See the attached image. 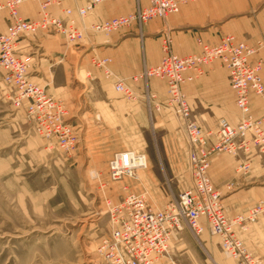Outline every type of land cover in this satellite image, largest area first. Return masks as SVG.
Instances as JSON below:
<instances>
[{
  "label": "crops",
  "instance_id": "1",
  "mask_svg": "<svg viewBox=\"0 0 264 264\" xmlns=\"http://www.w3.org/2000/svg\"><path fill=\"white\" fill-rule=\"evenodd\" d=\"M39 1H50L49 10L58 15H63L64 9L71 7L77 25H82L76 9L85 3L84 0H25L20 7L21 16L36 18ZM191 2L182 5L168 19L154 18L142 27L134 23L109 35L89 36L78 46L68 45L61 36L18 40L19 52L31 60V79L37 80V83L50 80L46 82L48 92L65 101L70 111V121L80 130L86 128L87 132L90 127L85 116L91 114V110L105 114V120L99 118V129L110 128L107 133L114 128L119 132L120 122H127L131 139L140 140L144 144L143 151L148 162V167L139 175L140 182L134 181V187H184V177H190L189 156L184 147L181 120L164 104L168 95L167 83L157 77H140L146 68L161 60L163 39L158 32L165 24L178 28L174 33L173 51L179 55L199 52L201 46L197 42L198 38L217 43L224 36L233 34L238 40L257 47L262 36L264 0ZM148 4L149 0L105 1L96 6L94 12L84 19V23L88 25L96 20L128 14L139 6ZM1 11L5 14H0V32L5 30L9 22L8 13ZM94 58H110L108 66L115 76L124 78L140 93H154L156 98L151 108L144 98L127 101L117 93L112 85L113 79L107 78L103 69L94 64ZM33 59L35 60L32 61ZM250 60L262 64L261 75L264 81V47L259 48ZM204 69L202 74L188 71L187 75L195 76L193 80L184 83L183 88L195 119L203 130L213 133L219 119L234 122L240 115V110L235 103L228 70L221 61L215 60ZM75 72H84L90 86L75 84ZM95 93L100 95V100L93 98ZM120 101H127L126 110L121 108ZM153 103H160L159 109H155ZM154 110L161 112L156 115L153 124L151 112ZM20 111L25 114L22 108ZM251 111L255 117H264V99L255 93L251 94ZM153 129L155 133H159L161 142L160 150L155 153L146 149L145 133L151 134ZM101 133L99 132V144H104L107 137L103 138ZM86 135L87 133L85 140ZM103 151L101 160H107L117 150L105 147ZM246 162L249 163V169L240 170V165ZM209 175L213 185L221 193L227 215L232 219L240 218L236 227L239 237L259 264H264V150L251 146L245 151L241 150L236 156L216 153L211 157ZM189 183L192 186L191 180ZM195 236L199 249L188 241L185 234H181L180 240L174 244L172 250L178 264H235L234 260L224 254L220 239L216 236L210 232Z\"/></svg>",
  "mask_w": 264,
  "mask_h": 264
},
{
  "label": "built area",
  "instance_id": "2",
  "mask_svg": "<svg viewBox=\"0 0 264 264\" xmlns=\"http://www.w3.org/2000/svg\"><path fill=\"white\" fill-rule=\"evenodd\" d=\"M24 1L0 0V10H5L9 16L5 30L0 32L3 81L9 99L16 108L25 111L34 131L47 139L49 146L71 152L80 142V129L70 121L65 101L31 79L30 61L19 52L18 40L43 31L59 34L68 45L78 46L89 36L109 35L134 23L142 27L151 19H165L178 12L183 4L195 0H149L147 6H139L133 12L96 20L88 25L84 19L94 12L97 5L109 0H84L85 3L76 9L81 26L77 25L71 7H66L63 15L54 14L49 10L50 1H39L36 18H24L20 14ZM261 35L257 47L238 40L233 34L224 36L217 43L198 38L201 50L187 55L175 53L173 38L168 33L164 35L161 60L146 68L140 77H157L167 83L168 95L164 104L179 116L183 125L189 145L193 186L181 191L177 199L164 209H153L145 193L128 192L118 203L108 200L110 230L102 236L98 247L107 264H178L172 243L183 224L188 225L196 235L208 226L211 233L219 237L226 256L232 258L235 264H259L236 232L240 218L232 219L227 215L221 193L212 183L209 168L211 157L216 153L236 156L251 146L264 150V117H255L251 111L252 93L264 99L262 64L250 60L259 48L264 47V25ZM215 60H220L228 70L240 115L235 122L219 119L212 133L203 130L195 119L183 85L195 76L187 75L188 71L202 74L205 66ZM93 62L103 69L107 78L113 79L114 90L124 99L137 101L144 98L151 108L156 95L148 91L140 93L124 78L115 76L108 66L110 58H94ZM147 167L146 154L130 148L113 153L108 161L107 173L112 181L138 179V172ZM249 167L246 162L239 169L247 171Z\"/></svg>",
  "mask_w": 264,
  "mask_h": 264
},
{
  "label": "rangeland",
  "instance_id": "3",
  "mask_svg": "<svg viewBox=\"0 0 264 264\" xmlns=\"http://www.w3.org/2000/svg\"><path fill=\"white\" fill-rule=\"evenodd\" d=\"M165 25L158 34L163 39L168 33L174 43L178 28ZM34 36L30 38L61 35L41 31ZM75 79V84L90 86L84 72H75ZM47 81L50 82L46 79L39 83L48 91ZM94 95L93 98L101 99L97 93ZM119 103L122 109H127V101ZM160 105L153 103L155 109ZM160 112H151L153 124ZM99 118L107 117L96 110L85 116L90 127L87 132L86 128L79 130L80 142L71 152L49 146L9 99L3 70H0V264H107L98 247L102 236L110 230L108 200L118 203L128 192L145 193L153 209H164L181 191L192 188L190 169V177H184V187H134V181L140 182L139 175L145 169L138 172V179L112 181L107 173L111 157L101 160L104 148L117 151L132 148L144 153V144L131 139L127 122H120L119 132L114 128L107 133L110 128L99 129ZM99 132L103 138L107 137L106 143L99 144ZM158 134L154 129L151 134L145 133L146 149L152 153L161 148ZM183 134L188 153V141ZM207 232L210 230L205 226L201 234ZM181 234L199 249L196 234L186 224L175 236L172 249Z\"/></svg>",
  "mask_w": 264,
  "mask_h": 264
},
{
  "label": "bare ground",
  "instance_id": "4",
  "mask_svg": "<svg viewBox=\"0 0 264 264\" xmlns=\"http://www.w3.org/2000/svg\"><path fill=\"white\" fill-rule=\"evenodd\" d=\"M210 230V229H209ZM211 232V231H210Z\"/></svg>",
  "mask_w": 264,
  "mask_h": 264
}]
</instances>
